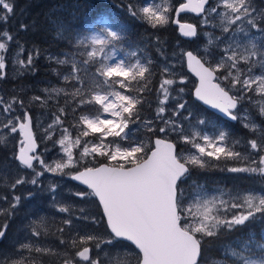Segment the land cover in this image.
<instances>
[{"label": "snow or ice", "instance_id": "snow-or-ice-1", "mask_svg": "<svg viewBox=\"0 0 264 264\" xmlns=\"http://www.w3.org/2000/svg\"><path fill=\"white\" fill-rule=\"evenodd\" d=\"M172 0L155 3L129 0L130 16L152 29L179 25L183 37L206 38L203 50L173 52L181 68L165 52L155 88V106L149 97L156 76L154 61L128 54L134 62L117 58L120 31L105 26L89 34L73 33L63 25L57 33L67 51L43 53L39 47L25 50L13 34L0 29V80L8 76L9 63L18 77H35L43 57L55 65L53 72L62 86H49L34 95L32 105L56 111L43 129L42 151L32 131L33 117L18 96H0V129L6 136L19 133V147L12 159L19 170H30L11 179L0 175L9 194L0 208V241L7 239L9 224L24 200L37 201L31 214L25 242L11 251L0 249V264H37L38 257L56 255L61 264H203L206 248L222 234H231L257 220L264 221V189H239L208 193L202 183L190 180L194 169L207 170L212 161H233L242 166L220 167L229 174H257L264 178V0ZM15 0H0V24L15 15ZM192 12L197 23H181L172 14ZM28 25L21 22L19 31ZM159 42V37H156ZM16 53L9 61L10 44ZM111 46V50H108ZM186 64L196 77L187 90ZM116 85L119 87L117 88ZM187 94V99L185 95ZM218 111L227 120L238 121L251 138H234L228 128L212 123L201 106ZM248 105L249 107H246ZM154 111L146 116L145 109ZM250 109H255V114ZM257 118L259 122H257ZM71 120L70 123H66ZM146 137V139L144 138ZM51 141V148L47 142ZM56 150L55 158L46 156ZM60 178L45 183L46 174ZM67 177L85 186L72 195L81 201H98L99 218L84 207L63 202L58 189ZM47 205V207H44ZM52 210L66 214L60 220L58 247L43 246L50 233ZM91 231L81 234L78 225ZM223 264H264V236H249L235 244L221 245ZM27 253V255H25ZM35 254V256L33 255ZM123 257V258H121Z\"/></svg>", "mask_w": 264, "mask_h": 264}, {"label": "trees", "instance_id": "trees-1", "mask_svg": "<svg viewBox=\"0 0 264 264\" xmlns=\"http://www.w3.org/2000/svg\"><path fill=\"white\" fill-rule=\"evenodd\" d=\"M112 1L113 0H15V15L7 22V25L0 24V29L7 27L11 34H13L14 37L24 45L26 52L36 46L39 47L45 54L49 52L55 54L67 51V46L57 36L61 25L73 33L89 34L88 29L90 26L95 25L96 31H99L100 28L105 26L104 21L106 20L111 22L113 28L116 27L117 30L121 32L123 39L119 44H117L119 48L139 50L140 55H144L146 58L154 59L156 62H162L163 60V57L159 56L157 48L164 51L168 59H170L173 52L178 53V47L180 46L186 45L190 48L197 46L199 39H195L193 42L184 39L180 35L178 28L173 23H169V25L165 28L159 30L152 29L147 23L145 25L142 22L127 16L120 8L114 7ZM173 1L178 5L177 0ZM179 2L181 1L179 0ZM172 16L174 18V12ZM115 17H118V19ZM185 17H187V15H185ZM21 22L28 25V29L26 31L18 30V25ZM157 36L159 37V42L156 40ZM13 45L15 46V43H13ZM54 67L56 66L49 64V62L42 57L38 61V71L35 77H19L17 81H14L13 83L19 87L23 85L31 86L30 88L33 89L31 94H42L39 91L41 85H44L45 82L47 83L52 79H57L52 70ZM56 86H62V82H58V79ZM156 87L157 80L154 79L152 80L153 91H155ZM153 98L154 93H152L149 99L152 100ZM37 106V108L36 105H34L32 107H27V109L32 115L36 110L35 114L40 112L41 115L46 117H51V114L56 111L54 101H50L49 106L46 108L39 105ZM201 107L205 109L204 113L209 116H214L220 121L227 122L225 119L208 111L203 106ZM146 112L148 113L153 111L146 108ZM70 122L71 120L66 123ZM233 125L237 129L235 133L236 135H244V130H239L236 124ZM14 151L15 149L7 143L0 141V169H2L4 164L8 162H12L14 164L15 161L12 159ZM15 163L17 165L18 162ZM11 178L14 179L13 177H10V179ZM241 180L244 182L243 184L249 185V178L246 179L241 175ZM257 181H254L253 179V184L255 185ZM10 182L11 181H9V183ZM5 187L6 186H3V183H0V195L9 193V189ZM20 189L21 188L17 191L19 192ZM93 203L96 207L98 215H100L102 209L98 207V201ZM7 207L8 204H6V202L0 201V208ZM21 218L20 213H16L11 219L6 221L9 224V231L7 235H11L14 231L16 223L19 222ZM3 222H5V217L0 216V223ZM57 229L52 232L53 234H51L55 241H59L57 239V236L59 235ZM85 229H89L87 225H85ZM249 236H254L257 241L261 240L262 236H264V221L257 220L246 225L237 232L222 234L220 239L215 244L206 248L203 261H206L209 254L217 258L224 257L221 245H225V243L235 244L237 237L243 241ZM2 246L3 242L0 244V248ZM40 264H61V262H58L55 257L50 255L46 256L44 261Z\"/></svg>", "mask_w": 264, "mask_h": 264}, {"label": "rangeland", "instance_id": "rangeland-1", "mask_svg": "<svg viewBox=\"0 0 264 264\" xmlns=\"http://www.w3.org/2000/svg\"><path fill=\"white\" fill-rule=\"evenodd\" d=\"M112 2L114 4V7L120 8L122 11H124L126 13L127 16H130L129 12L127 11V9L125 7V5L129 2V0H113ZM147 2H149V0H141V3H147ZM152 2L165 3V2H167V0H152ZM172 2L174 3L173 0H172ZM256 2H257V4H259L260 0H256ZM175 5L178 6L177 4H175ZM115 18L118 19V17H115ZM198 19L199 18H196L193 16H187V17L183 16L182 17L183 21H190L193 23H197ZM106 22L108 25L112 26L110 21L106 20ZM143 24L146 25V23H143ZM104 25H105V23H104ZM113 30L119 31V30H117L116 27L113 28ZM205 44H206V38H202V39L198 40L196 47L190 48L189 46H186V45L178 47V53L180 52L181 48L184 50H193V51H195L197 49L203 50V47L205 46ZM122 46H123V44H122ZM108 50H111V46ZM16 51H17V49L13 45V43L10 44V51H9V53L6 54L9 61H11V59L15 55ZM132 51H137V54L141 59L146 58V56L140 55L139 50L124 49L121 47L119 48V46L116 45L117 58L125 59L127 62H134L136 59V57H131L129 60L128 54L131 53ZM152 60L154 61V71L156 72V76L153 78V80L154 79L157 80V87H158L159 82H160L159 69L162 66V64H161V62H156V60H154V59H152ZM168 60L173 62V63H176V67L178 70L181 68V65H180L177 57L172 56ZM184 73H187V76H188L187 86H186V93H187V90L192 89L194 87V84L196 83V79L188 72L186 64L183 66V70L179 74H184ZM53 74H54V72H53ZM18 78L19 77L17 76L16 72L13 71L12 64L9 63L7 78L4 80H0V96L4 97L6 100L10 99L12 96H18L20 99L24 100L26 108L34 106V105L29 103V101L31 100V97L35 95V94H31V91L33 89L30 88L31 86H24L23 85V86L19 87V86L15 85L13 82L17 81ZM56 82H57V79H55V80L52 79L47 83L45 82L44 85H41L39 91L42 93L43 89H45L49 86H52V85H56ZM116 87L118 88L119 86L116 85ZM153 93H154V98L152 99V101H153V107H154L155 106V91H153ZM185 98L187 99V94L185 95ZM245 106L249 107L248 105H245ZM37 107L38 106L36 105V108ZM250 110L253 112V114H255V111H256L255 109H250ZM35 112H36V110L34 111L33 115L31 114L33 117V127H34V131H35L37 140L40 144L39 151H42L43 147L45 146V144L42 142L43 129L45 127H47L48 123L51 122V117L43 116V115H41L40 112L35 114ZM144 114L146 116H151V115H154V111L147 113L146 109H145ZM203 114L206 115L207 118L212 123L216 124L218 127L230 129L233 133L234 138H251V134L249 133V131L247 129L243 128L239 122L236 124L238 126L239 130H244V135H241V136L235 134L237 129L234 127V125L232 123L220 121L217 117L209 116L206 113H203ZM3 119H4V117L0 116V121H3ZM257 122H259L258 118H257ZM5 132H6V130L0 129V141L7 143L9 146H11L15 150H18L19 139L21 138L19 133L13 134L12 136H6L4 134ZM238 132H240V131H238ZM144 138L146 139V137H144ZM47 146L49 148H51V141L47 142ZM55 154H56V150L49 152L46 156V160L48 162H51V160L55 158ZM216 163H218L220 167H223L225 164H227L228 166H242V165L237 164L236 162H233V161H223L222 160L220 162H215V161L211 162V164H216ZM211 164H209V166L207 167V170H205V171H201L199 169H194L192 176L190 177V180H195L197 183H202L205 187V190L208 193H214L218 189L223 190L225 193L232 191V190H236V189H239L241 191H247V190L259 191L260 189H264V178L259 177L257 174H252V175H249V174H229L226 172H221L217 168H213L211 166ZM28 171H30V170H25V171L20 172V170L18 169L15 162H14V164L12 162H8V163L4 164L2 169H0V175L7 173L9 177L15 178L16 176L23 174L24 172H28ZM241 175L244 176L246 179L249 178V180H250L249 185L243 184L244 182H242V180H241ZM46 177H47V179L45 180V183H49L53 179L60 181V178L52 177L51 173L46 174ZM11 179H9V181H11ZM253 179H254V181L258 180L255 183V185L253 184ZM3 186H6L5 188L8 189L7 184H3ZM81 188H83V187L76 184L75 182L71 181L67 177H65L61 181L60 188L58 189V192H59L60 198L63 200V202L68 203L70 205H75V211H76L77 215L79 214L78 208L84 207L90 215H95V216H97V218H99L96 207L91 200L88 202H84V201H81L72 195L73 192L81 190ZM26 193H27L26 187H21L20 191L19 192L17 191L15 193L16 195H22V206L16 211L17 214L20 213L22 218L19 222L16 223V225L14 227V231L11 233V235L10 236L7 235V239L2 241L3 246L0 249H2L4 251H11L10 248L13 244L25 242L26 232H27L26 226L29 224L30 219L34 218L31 214L37 208V201L35 198H33L30 201L23 199V196L26 195ZM7 194H9V193H7ZM9 198H10V194H9ZM3 202H5V201H3ZM6 204H7V202H6ZM44 207H47V205H45ZM41 215H46L48 217V228H49L50 233H52L54 230H56L58 227H60V220L66 214H56V216L53 218L52 217V210L49 209L48 212H46V213L42 212ZM85 225H86V223L78 225V227H80L82 229L81 234H86L89 231H91V229L86 230ZM15 233H16V235H15ZM56 242H58V243H56ZM40 243L43 246L52 247L56 251H62L63 250L62 246L58 247L59 241H55V239H54V237H52V235L47 236V237H42L40 240ZM226 244L227 243H225V245ZM222 253H223V251H222ZM25 255H27V253ZM33 255L35 256V254H33ZM52 256L55 257V259L58 262L62 261V257L56 256V255H52ZM44 258L45 257H38L37 258V264H40L42 261H44ZM121 258H123V257H121ZM223 260H224V257L217 258V257L209 254L206 261H203V264H223ZM132 264H135L134 260L132 261Z\"/></svg>", "mask_w": 264, "mask_h": 264}, {"label": "water", "instance_id": "water-1", "mask_svg": "<svg viewBox=\"0 0 264 264\" xmlns=\"http://www.w3.org/2000/svg\"><path fill=\"white\" fill-rule=\"evenodd\" d=\"M182 1L186 2V0H182ZM186 13H191V14H194L195 16H197L196 13H192V12H186ZM186 13H180L179 16H176V15H175V18H174V19H178L181 23H193V22H188V21H182V20H180V15H181V14H186ZM193 24H194V23H193ZM175 26H177V27H178V30H179V25L175 24ZM179 33H180V31H179ZM181 36H182V35H181ZM182 37H183V36H182ZM183 38L186 39V40H193V39H194V38H187V37H183ZM189 73H190V72H189ZM190 74H192V73H190ZM192 76H194V75L192 74ZM194 77H195V76H194ZM195 78H196V77H195ZM202 106H203V105H202ZM204 107L207 108L208 110H210V111H212V112H214V113L220 115L221 117L225 118V117H224L221 113H219L218 111H214V110L208 108L207 106H204ZM225 119H226V118H225ZM226 120H227V119H226ZM228 121H230V120H228ZM230 122H232V123H236V122H238V121H236V122H234V121H230ZM32 131H33L34 135L36 136L33 125H32ZM37 143L39 144L38 140H37ZM39 149H40V148H39ZM39 149H38V151H39ZM73 182H74V181H73ZM75 183L78 184V182H75ZM83 187H85V186H83ZM1 242H2V241H0V243H1Z\"/></svg>", "mask_w": 264, "mask_h": 264}]
</instances>
